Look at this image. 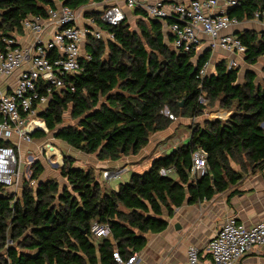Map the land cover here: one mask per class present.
Here are the masks:
<instances>
[{
	"label": "trees",
	"instance_id": "1",
	"mask_svg": "<svg viewBox=\"0 0 264 264\" xmlns=\"http://www.w3.org/2000/svg\"><path fill=\"white\" fill-rule=\"evenodd\" d=\"M56 1L76 11L107 0ZM56 1L0 0V50L4 38L23 33L26 18L46 16L48 9H56ZM257 11H264V0H241L227 15L250 21ZM134 15L138 31L125 19L116 27L102 26L112 40L88 38L84 50L92 59L52 93L40 114L54 139L99 162H116L136 156L175 119H195L215 106L235 114L189 126L186 143L154 158L148 170L132 173L116 190L94 169H84L66 155L59 167L64 183L43 180L44 167L37 158L29 168L30 180H21L20 193L0 184V264H116L114 250L126 261L145 248L151 235L166 230L164 212L171 217L185 202L209 201L264 170V80L256 82V75L247 72L239 83V69H228L226 60L197 79L211 51L204 50L199 58L196 51L176 52L163 23L145 20L140 10ZM89 16L98 20L99 15ZM235 37L245 48L246 64L264 57V32L243 31ZM67 112L74 126H63ZM44 136L36 132L31 138ZM198 149L207 155V174L194 184L187 173ZM167 169H174V175L160 174ZM95 224L107 227L108 235L93 236Z\"/></svg>",
	"mask_w": 264,
	"mask_h": 264
},
{
	"label": "built area",
	"instance_id": "2",
	"mask_svg": "<svg viewBox=\"0 0 264 264\" xmlns=\"http://www.w3.org/2000/svg\"><path fill=\"white\" fill-rule=\"evenodd\" d=\"M240 1L223 0L221 9L218 0H123L131 12L140 10L145 20L163 23L164 33L173 37L171 48L176 52L196 51L199 54L202 37H205L211 51L221 49L244 55L245 48L240 41L228 33L239 22L229 18L227 12L237 7ZM92 12L98 13V20L89 16ZM125 19L124 11L117 6L104 7V3L92 2L74 11L59 3L56 9H48L46 16L26 18L22 22V34L13 33L4 38V48L0 50V140L10 142L16 137L18 141L31 144L34 133H47L40 113L47 107L52 93L66 86L65 78L82 73L83 63L92 59L84 50L88 38L93 41L112 40L113 36L102 26L116 27ZM169 20L172 22L168 25ZM253 20L264 26V11H257ZM210 65V61L205 63L196 78L208 75ZM237 66L231 58L228 69ZM69 87L74 92V87ZM205 102L200 97L199 103L203 105ZM164 115L172 119L168 110ZM19 143H16V148L0 146V184L6 188L21 189ZM46 147L56 150L52 144H43L38 148L37 157H29L32 160L29 165L46 155L51 165L61 167L62 156L60 161L57 155L48 156ZM206 158L201 149L192 154V164L187 173L192 183H197L207 174ZM160 174L173 176L174 169L162 170ZM103 176L119 178L120 171H105ZM26 179L30 180V172ZM92 234L96 238L106 237L108 229L95 224ZM259 246H264V218L246 227L231 216L224 220L203 251L210 258L209 264H237ZM139 257L135 253L123 261L116 250L112 253L116 264H136ZM184 264L206 262L200 259L198 248L190 246Z\"/></svg>",
	"mask_w": 264,
	"mask_h": 264
},
{
	"label": "crops",
	"instance_id": "3",
	"mask_svg": "<svg viewBox=\"0 0 264 264\" xmlns=\"http://www.w3.org/2000/svg\"><path fill=\"white\" fill-rule=\"evenodd\" d=\"M218 2L221 9H223V0H218ZM104 4L105 6L120 7L124 11L125 17L130 25L132 23V19L134 21L137 19L134 15L135 11L131 12L126 9L123 0H107ZM243 31H254L256 33H260L264 32V26L255 20L242 21L239 22L237 26L232 27L228 33L235 36V33ZM207 44L208 39L202 37V45L197 56H200L204 50H210L208 49ZM211 54L213 55L209 60L211 63L210 73L213 72L211 71L213 66L212 63L215 64L220 60H226V62L229 63V60L233 58L238 64L239 83L244 81V76L247 72H251L256 75V82L264 80V57L260 58L258 63L255 65H248L244 62V55L241 54L227 53L221 49L211 51ZM239 75H241L242 78L240 80ZM216 113L221 114L219 117H211L226 118L231 114V110H219ZM194 121L195 119H175L167 130L155 134V137H152L153 139L149 141L148 145L136 156H128L116 162H99L95 158L90 168L96 171L100 180L103 178L101 177V173H104L105 171H109L110 173L120 171L122 173L121 175H123L125 173H123V171L127 169L128 165H130L129 169L132 173H143L148 170L154 158L169 153L170 151L176 149L179 145L186 143L190 135L188 138L183 140V143L173 145L168 152H163L164 154L158 153L161 149H159L160 145H158L159 143L156 140L164 141L166 140L164 137L167 139L172 137L175 130L181 125L185 124L186 126H190V122L193 123ZM35 140L36 139H33L32 143H34ZM18 142H20L19 146L21 153L23 150H29V154H27H32L34 157L35 150L32 144L18 141L16 137L10 140L9 145L6 148H16V143ZM2 143L6 142L0 140V146H2ZM64 146L68 147L65 144ZM66 152L70 157L74 158L71 152L70 154L69 151ZM29 157L31 156H28V158ZM29 168L30 167L24 168L21 165V180L22 178L27 177L28 172H30ZM120 177L118 179H120ZM106 179L108 178H105L103 181H105V184L109 188H112V184L109 183L112 179ZM116 189L117 188H115V190ZM231 216L235 217L238 224L246 227H250L264 218V170L253 175H248L240 181L238 185L231 187L228 191L215 196L209 201H203L196 205H188L185 202L181 208L176 209L173 212L171 217H168L167 213L164 212V217L167 222L166 230L160 234H154L149 237L145 248L138 253L140 260L136 264H184L186 262V251L190 246H196L199 250L200 259L205 261L206 264H209L210 258L205 255L203 249L206 247L208 242L212 240L224 220ZM237 264H264V246H259L258 248L253 249L250 254Z\"/></svg>",
	"mask_w": 264,
	"mask_h": 264
},
{
	"label": "rangeland",
	"instance_id": "4",
	"mask_svg": "<svg viewBox=\"0 0 264 264\" xmlns=\"http://www.w3.org/2000/svg\"><path fill=\"white\" fill-rule=\"evenodd\" d=\"M56 1V0H55ZM56 3H57V5L59 4L57 1H56ZM104 7H105V4H104ZM131 29L132 30H135V31H138L137 29H136V20L134 21L133 19L131 20ZM104 42H107V40H103ZM212 55L213 54H211V57H212ZM213 65H214V63H212ZM211 71H213V70H211ZM211 73H213V72H211ZM211 73H209V74H211ZM205 76H207V74L205 75ZM204 76V77H205ZM240 79H242L241 78V75H239V80ZM219 110H224V111H227V110H225V109H222V108H219V107H217V106H215V108L213 107V108H207L206 110H205V112L201 115V116H199L198 118H195V121L192 123V122H190L191 123V125H193V124H195V123H202L204 120H214V119H216V118H212L211 116H212V113L213 112H218ZM229 118V116L228 117H226V118H221V119H218V120H226V119H228ZM184 122V121H183ZM186 123V122H185ZM76 124V121H74V120H72L71 118H70V114H69V112H67L65 115H64V123H63V126L64 127H66V126H74ZM190 125V126H191ZM45 134V136L43 137V138H40V139H36L35 140V142L34 143H31L32 144V146L34 147V150H35V152H34V157H37L38 156V153H39V150H38V148L40 147V146H42L43 144H47V143H49V144H52L53 146H55L56 147V149L59 151V154L63 157V155H66V156H69L68 154H67V152L66 151H69V154H70V152L73 154V157L74 158H76L75 160H76V164L78 165V166H81L82 168H84V169H88V168H90L91 167V165L93 164L92 162L94 161V159H95V156L94 155H90V156H87V155H84V154H82V153H80V152H78V151H76V150H74V149H72V148H68V147H66V146H64V144L63 143H61L60 141H58V140H56V139H54V137H53V134L52 133H44ZM190 135V128H189V126H186L185 124L184 125H181L179 128H177L176 130H175V133H174V135L172 136V137H170V138H166V137H164V139H166V140H164V141H158V140H156L159 144L158 145H160L159 146V149H161V150H159L158 151V153H160V154H164L163 152H168V150L173 146V145H176V144H180V143H183L184 141L183 140H185L186 138H188V136ZM152 137H155V135H153ZM150 138V140H152L153 138ZM162 139V138H161ZM34 144V145H33ZM36 146V147H35ZM144 149V148H143ZM162 151V152H161ZM29 150H23L22 151V153L20 152V155H21V161H22V167H24V168H27V167H30V165H29V162L30 161H32L30 158H28V156H31L32 158H34L33 157V155L32 154H30V155H28L29 153ZM28 153V154H27ZM157 153V152H156ZM44 156V157H43ZM42 157L40 156V157H38V158H41V163L43 164V167H44V174L42 175V179L43 180H47V179H55V180H58V182L59 183H64V180H62V179H60V177H59V167L60 166H56V165H51L49 162H48V160L46 159V155H43ZM72 156V155H71ZM149 159V158H148ZM130 165H128L127 166V169L126 170H124L123 171V175H121L122 173L120 172V175H121V177H120V179H118V178H113V177H109L108 179H112L109 183H111L112 185H111V187L113 188V189H115V188H117V186L120 184V183H123V182H125L126 180H128L129 178H130V176H131V174H132V171H130ZM26 171V170H25ZM116 172H118V171H116ZM116 172H113V173H116ZM101 177H103V178H101V180H104L105 178H104V176H103V173H101ZM108 179H106V180H108ZM114 179V180H113ZM105 182V181H104ZM108 183V184H109ZM9 191H12V192H15V193H20V188L19 189H14V188H9Z\"/></svg>",
	"mask_w": 264,
	"mask_h": 264
},
{
	"label": "bare ground",
	"instance_id": "5",
	"mask_svg": "<svg viewBox=\"0 0 264 264\" xmlns=\"http://www.w3.org/2000/svg\"><path fill=\"white\" fill-rule=\"evenodd\" d=\"M31 128H32V125L30 126V129ZM45 149L47 151L48 156L57 155L59 161L61 160V155L59 154V151L57 149L55 150V149H52L50 147H46Z\"/></svg>",
	"mask_w": 264,
	"mask_h": 264
},
{
	"label": "water",
	"instance_id": "6",
	"mask_svg": "<svg viewBox=\"0 0 264 264\" xmlns=\"http://www.w3.org/2000/svg\"><path fill=\"white\" fill-rule=\"evenodd\" d=\"M198 58H199V56H198ZM182 105H183V102L180 103V106H182ZM234 114H235V112H234V110L232 109L229 118L232 117ZM215 120H217V119H215ZM62 161H63V157H62Z\"/></svg>",
	"mask_w": 264,
	"mask_h": 264
},
{
	"label": "clouds",
	"instance_id": "7",
	"mask_svg": "<svg viewBox=\"0 0 264 264\" xmlns=\"http://www.w3.org/2000/svg\"><path fill=\"white\" fill-rule=\"evenodd\" d=\"M215 120V119H214Z\"/></svg>",
	"mask_w": 264,
	"mask_h": 264
}]
</instances>
